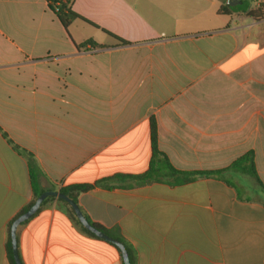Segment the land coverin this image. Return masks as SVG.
<instances>
[{
	"label": "crops",
	"instance_id": "0c3cea01",
	"mask_svg": "<svg viewBox=\"0 0 264 264\" xmlns=\"http://www.w3.org/2000/svg\"><path fill=\"white\" fill-rule=\"evenodd\" d=\"M71 1L88 22L65 28L46 0H0V264L32 199L14 145L41 188L94 185L79 205L130 264H264V16L220 14L222 0ZM152 120L169 162H154ZM17 239L23 264H125L56 202Z\"/></svg>",
	"mask_w": 264,
	"mask_h": 264
},
{
	"label": "trees",
	"instance_id": "16d2710c",
	"mask_svg": "<svg viewBox=\"0 0 264 264\" xmlns=\"http://www.w3.org/2000/svg\"><path fill=\"white\" fill-rule=\"evenodd\" d=\"M48 3V7L50 8V10H52L57 18L59 19V21L61 22V24L65 27L68 28L70 26V24L77 20V19H81L86 21L85 19H83L82 17H80L77 13H75L73 11V7H72V1L71 0H46ZM251 7V2L250 1H243L242 3L235 5V6H231L228 5L226 3V0L221 1V5H220V14L223 15H231L234 13H239V12H244L247 13L248 15H250L251 17L255 18V19H259L262 16H264V5L261 3L257 9H252ZM88 22V21H86ZM116 38L120 43L122 44H126L125 41ZM90 43H92L93 41H89ZM95 46H97L95 44ZM0 131H2L0 129ZM3 135L5 138L8 139V135L5 134L3 132ZM9 140V139H8ZM9 142L12 144V141L9 140ZM151 143H152V151H153V159L154 162L156 159H164L166 162H169L166 155L163 154L159 149H158V144H157V126L154 120L151 121ZM14 148L23 156H25L28 159V163L30 166V172H31V182H32V199L30 200V202L10 221V223L8 224V229H7V254H8V259L10 261V264H15L14 262V258H13V251H12V244H11V226L14 222V220L20 216L22 213H24L25 211H27L33 204L34 202L37 200V198L45 191H49V190H58L61 193L67 195L69 198H71L76 204L79 205V197L81 194L88 192L89 190H91L94 185H90V184H86V185H72V186H62L59 187L58 189L56 188V186L54 184H51L50 188H41L38 185V179L37 177L42 176V171L40 169V167L37 164V161L35 160L34 156L19 148L18 146L14 145ZM242 159H247L248 162H250L252 164V170L251 173L252 175H254V177H257V173L254 167V155L253 153H248L247 155H245ZM151 168L153 169V163ZM169 168L175 172H178L176 169H174L170 163H169ZM180 173V172H178ZM181 175L185 174V173H180ZM126 176H120V178H125ZM190 178H183V181H187ZM260 182V181H259ZM261 184V183H260ZM49 202H56L57 205L87 234L93 236V237H97L94 233H92L91 231H89L88 229H86L85 227H83V225L80 223V221L77 219L73 209L70 207V205L65 202L62 199H58L56 197H48L44 200V202L42 203V206L40 209H42L43 207H45ZM80 207V205H79ZM81 208V207H80ZM82 210V209H81ZM84 213V212H83ZM84 215L86 216V218L88 219V221L97 229H99L100 231L104 232L107 235H113V231L112 230H108L106 228H104L103 226L93 222L85 213Z\"/></svg>",
	"mask_w": 264,
	"mask_h": 264
},
{
	"label": "water",
	"instance_id": "95a60500",
	"mask_svg": "<svg viewBox=\"0 0 264 264\" xmlns=\"http://www.w3.org/2000/svg\"><path fill=\"white\" fill-rule=\"evenodd\" d=\"M226 3L228 5L233 6L236 4V0H226ZM51 196L56 197L58 199H62L65 202H67L70 205V207L73 209L77 219L80 221V223L83 225V227H85L86 229H88L89 231L94 233L97 237L104 239L106 241H109V242L113 243L114 245H116L122 251L124 263L130 264L128 252H127V249H126V246L124 245V243H122L120 240H118L114 237H111V236L105 234L104 232H102L99 229H97L96 227H94L88 221V219L84 215V213L81 210V208L79 207V205L76 204L67 195L61 193L58 190H49V191L43 192L37 198V200L34 202V204L27 211L22 213L20 216H18L14 220V222L11 226V244H12L13 258H14L15 264H23L21 261L19 249H18L17 230H18L19 226L21 224H23L24 222L28 221L30 218H32L39 211L44 200L48 197H51Z\"/></svg>",
	"mask_w": 264,
	"mask_h": 264
}]
</instances>
